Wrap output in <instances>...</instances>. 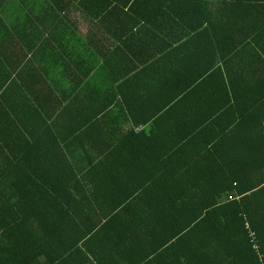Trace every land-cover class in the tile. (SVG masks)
<instances>
[{
    "label": "trees",
    "instance_id": "1",
    "mask_svg": "<svg viewBox=\"0 0 264 264\" xmlns=\"http://www.w3.org/2000/svg\"><path fill=\"white\" fill-rule=\"evenodd\" d=\"M10 1L0 264H264V0Z\"/></svg>",
    "mask_w": 264,
    "mask_h": 264
},
{
    "label": "crops",
    "instance_id": "2",
    "mask_svg": "<svg viewBox=\"0 0 264 264\" xmlns=\"http://www.w3.org/2000/svg\"><path fill=\"white\" fill-rule=\"evenodd\" d=\"M13 7H12V4H11V1L10 0H5L4 1V4H1L0 5V18H2L4 21H6V22H8V20H9V18L10 19H12V16H13ZM72 15H73V12L71 13ZM80 15H81V13H80ZM76 19H77V17H76ZM80 20H81V18H79ZM82 22H88L89 23V21L87 20L86 21V19L84 20V21H82ZM8 24V23H7ZM90 27H91V25L90 24H88V30L90 29ZM24 37H26V36H24ZM35 39V37H30V39L29 40H31V41H33ZM40 38L39 37H37L36 39H35V46L36 45H38L39 46V44H40ZM31 45H33V43H31ZM30 45H27V47H29ZM103 50L104 51H107V46L105 45V44H103ZM241 70H247V67L246 68H242ZM237 78H240L239 77V75H238V77ZM202 90H205V85H203V87H202ZM184 93V92H183ZM194 94V93H193ZM199 94H196V96H198ZM201 95H204V94H201ZM193 97H194V95H193ZM195 101L193 100V103H194ZM4 107H5V110H10V109H6L7 107L8 108H10L11 106H6V105H4ZM131 253H134L133 252V250H131L130 251Z\"/></svg>",
    "mask_w": 264,
    "mask_h": 264
},
{
    "label": "rangeland",
    "instance_id": "3",
    "mask_svg": "<svg viewBox=\"0 0 264 264\" xmlns=\"http://www.w3.org/2000/svg\"><path fill=\"white\" fill-rule=\"evenodd\" d=\"M80 16H81L80 15V12L73 11V19L75 18V20H77L76 17L79 18ZM88 24H89L88 22H81L80 28H81V31L83 33H87V31H88Z\"/></svg>",
    "mask_w": 264,
    "mask_h": 264
}]
</instances>
